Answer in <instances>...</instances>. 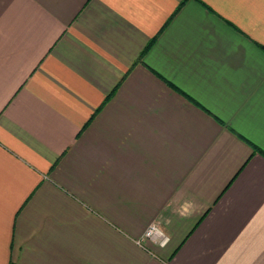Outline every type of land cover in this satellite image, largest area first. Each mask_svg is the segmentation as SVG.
<instances>
[{
  "label": "crops",
  "instance_id": "0c3cea01",
  "mask_svg": "<svg viewBox=\"0 0 264 264\" xmlns=\"http://www.w3.org/2000/svg\"><path fill=\"white\" fill-rule=\"evenodd\" d=\"M0 264H264V0H0Z\"/></svg>",
  "mask_w": 264,
  "mask_h": 264
},
{
  "label": "built area",
  "instance_id": "2783aa9c",
  "mask_svg": "<svg viewBox=\"0 0 264 264\" xmlns=\"http://www.w3.org/2000/svg\"><path fill=\"white\" fill-rule=\"evenodd\" d=\"M145 235L149 237L160 235L162 238H166L165 237L166 235L164 234V232L160 229V227L157 224L150 225L147 228Z\"/></svg>",
  "mask_w": 264,
  "mask_h": 264
}]
</instances>
